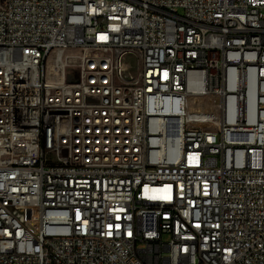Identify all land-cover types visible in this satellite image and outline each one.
I'll return each mask as SVG.
<instances>
[{"label":"built area","instance_id":"2783aa9c","mask_svg":"<svg viewBox=\"0 0 264 264\" xmlns=\"http://www.w3.org/2000/svg\"><path fill=\"white\" fill-rule=\"evenodd\" d=\"M0 264H264V0H0Z\"/></svg>","mask_w":264,"mask_h":264},{"label":"bare ground","instance_id":"6f19581e","mask_svg":"<svg viewBox=\"0 0 264 264\" xmlns=\"http://www.w3.org/2000/svg\"><path fill=\"white\" fill-rule=\"evenodd\" d=\"M59 56H61V52H59Z\"/></svg>","mask_w":264,"mask_h":264}]
</instances>
